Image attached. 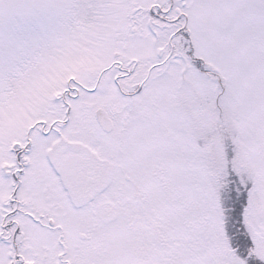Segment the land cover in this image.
I'll list each match as a JSON object with an SVG mask.
<instances>
[{
  "label": "snow or ice",
  "instance_id": "obj_1",
  "mask_svg": "<svg viewBox=\"0 0 264 264\" xmlns=\"http://www.w3.org/2000/svg\"><path fill=\"white\" fill-rule=\"evenodd\" d=\"M0 264H264V0H0Z\"/></svg>",
  "mask_w": 264,
  "mask_h": 264
}]
</instances>
